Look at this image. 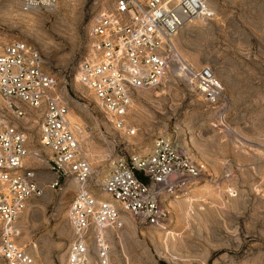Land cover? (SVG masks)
<instances>
[{"label":"rangeland","instance_id":"1","mask_svg":"<svg viewBox=\"0 0 264 264\" xmlns=\"http://www.w3.org/2000/svg\"><path fill=\"white\" fill-rule=\"evenodd\" d=\"M56 1V9L43 10L38 16L23 13L26 17L21 19V0H0V27L36 45L47 69L68 83L62 93L82 120L77 129L73 126L82 154L95 170L87 188L98 192L120 149L145 153L155 136L175 129L183 134L181 143L191 156L205 162L214 177L177 200L191 199L190 207L180 212L177 202L171 203V221L165 230L140 227L129 217L126 234L108 229V263L264 264V0H206L212 20L188 23L173 40L186 64L196 70L209 66L220 79L226 98L221 102L223 112L215 113L204 104L194 78L179 72L180 63L161 85L147 90L148 96L139 92L135 96L128 121L137 132L126 144L96 102L74 89L78 64L90 54L89 26L105 11L103 4L107 10L112 2ZM74 92L83 98L78 99L81 103L68 97L77 99ZM220 115L236 133L225 130ZM32 120V130L23 125L32 137L27 148L29 154L39 155L41 165L29 166L44 172L41 181L51 180L43 161L47 151L38 142L37 118ZM226 173L230 176L225 177ZM137 175L142 178L141 173ZM76 189L71 180L61 190L42 188L19 216L17 244L34 264H64L72 235L68 206ZM90 257L99 264L92 247Z\"/></svg>","mask_w":264,"mask_h":264},{"label":"built area","instance_id":"2","mask_svg":"<svg viewBox=\"0 0 264 264\" xmlns=\"http://www.w3.org/2000/svg\"><path fill=\"white\" fill-rule=\"evenodd\" d=\"M110 9L97 14L89 26L91 54L78 64L75 79L85 87L120 142L135 136L128 117L142 90L157 88L177 58L173 40L185 23L210 21L206 0H110ZM56 0H21L20 11L46 10ZM204 104L222 113L223 86L209 66L188 72ZM68 83L46 67L39 49L14 38L0 27V259L3 264H34L17 244V220L42 188L61 190L71 180L76 192L68 206L72 235L64 264H88L90 246L100 264H108L105 232L123 227V216L138 226L165 230L172 201L186 197L193 186L213 180L207 164L195 160L181 142L178 129L155 136L145 153L118 151L94 194L87 188L95 171L82 154L68 114ZM73 101L83 99L76 92ZM81 103V102H79ZM83 104V103H82ZM37 118L38 142L47 151L51 180L41 181L39 169L26 165L28 130L20 120ZM41 156V155H40ZM137 173L142 174L139 178ZM230 174L226 173L225 177ZM103 196H106L105 198Z\"/></svg>","mask_w":264,"mask_h":264},{"label":"bare ground","instance_id":"3","mask_svg":"<svg viewBox=\"0 0 264 264\" xmlns=\"http://www.w3.org/2000/svg\"><path fill=\"white\" fill-rule=\"evenodd\" d=\"M207 2V1H206ZM20 4V3H19ZM56 5H57V1H56V3L55 4H53L52 6H50V7H46L45 9L49 12L50 10H52L53 8H55L56 9ZM104 5V9H105V11H106V8H107V6L105 5V4H103ZM206 6H207V3H206ZM20 8V7H19ZM18 8V9H19ZM108 9H110V8H108ZM20 10V9H19ZM39 13H42V12H40V11H33V12H30V13H28V14H31V15H35V16H38L39 15ZM19 15H20V17H21V19L23 18V19H25V13L23 14L22 12L21 13H18ZM43 14V13H42ZM19 18V17H18ZM188 23H185L184 24V26H183V28L187 25ZM182 28V29H183ZM181 29V30H182ZM179 33V32H178ZM177 33V34H178ZM177 36V35H176ZM178 52V51H177ZM89 53L91 54V48L89 47ZM90 54L88 55V57L90 56ZM178 54V53H177ZM180 63H181V65H182V68H180L181 67V65H180ZM180 65V69H181V71H179V72H181V73H183V71H186V72H191V70H192V67L189 65V64H186V62L181 58V57H179V55H177V58H176V61L174 62V64H173V66H172V70L173 69H177L178 68V66ZM171 70V71H172ZM184 77V76H183ZM185 78V77H184ZM188 79V78H187ZM187 79H185V80H187ZM189 81H190V79H189ZM75 84H74V89H75V91H77V92H84L85 94H87L90 98H92L93 99V97L91 96V94L88 92V90L85 88V87H83L82 85H80V84H78L77 83V81H76V79H75V82H74ZM191 83H192V81H191ZM66 92V91H65ZM138 95H140V96H148L149 95V92L147 91V90H142V91H139V93H138ZM94 100V99H93ZM77 102V101H76ZM4 104V102L0 99V107H1V105H3ZM97 105V104H96ZM77 106H79L80 108H81V105L79 104V103H77ZM97 107H98V105H97ZM82 108H84L85 109V107H82ZM86 110V109H85ZM132 115L133 116H136V113H135V111H132ZM68 118H69V121H70V123L72 124V125H74V126H76V129H77V127H78V122L80 121H82V120H80L81 118L79 117L78 118V115H76V113H75V111L71 108V107H69V114H68ZM224 118H223V115H220V118H219V122H221V124H223L224 125V127H225V130L229 133V134H233V133H236V132H234L233 130H231L228 126H227V124L225 123V121L223 120ZM34 121L32 120V117L31 116H27L26 118H23V119H21L20 120V123L22 124V125H25V126H27V128H29V130H32L33 129V126H34ZM33 124V125H32ZM80 125V124H79ZM111 126V125H110ZM109 130H111L110 128H109ZM77 132H79V131H77ZM83 133V132H82ZM237 134H235V136H236ZM238 136V135H237ZM29 137V136H28ZM30 139V143H31V139H32V137L30 136L29 137ZM81 138V137H80ZM84 140H86V139H84ZM31 146V145H30ZM33 146V145H32ZM100 154V153H99ZM25 162H26V165H35V164H37V165H41L40 163H41V160H40V158H39V155H37L36 153H30L29 155H28V157L26 158V160H25ZM93 175V174H92ZM91 175V176H92ZM39 178H41V179H43L44 178V174H41L40 173V175H39ZM53 178V177H52ZM91 178V177H90ZM73 182V181H72ZM206 182V181H205ZM202 182H200V183H197V184H195L194 186H193V188L195 187V186H197V185H199V184H201ZM201 187H204V185L203 186H201ZM201 187H198L197 189H199V188H201ZM192 188V189H193ZM200 190V189H199ZM202 190V189H201ZM200 190V191H201ZM191 191H193V190H191ZM193 192H195V191H193ZM198 193H199V191H198ZM106 197V196H105ZM179 199H181V198H179ZM179 199H176V200H174V201H172V202H177L175 205L177 206V208H178V210L181 212V211H183V210H185L186 208H188V206L190 207V200L191 199H189V200H180V201H177V200H179ZM192 201V200H191ZM193 202V201H192ZM193 204V203H192ZM186 213V212H185ZM182 214V213H181ZM21 215V214H20ZM183 215H184V213H183ZM183 215H181V217L184 219V217H183ZM122 221H123V227L122 228H119V229H115V230H117L118 232H120V233H127V230H128V224H129V219H128V216H123L122 217ZM17 225H18V227H19V223H18V221H17ZM69 227H70V225H69ZM111 229H113V228H111ZM70 231V230H69ZM68 231V232H69ZM114 230H111V233L113 232ZM110 233V234H111ZM119 233V234H120ZM91 247L96 251V253H97V257H98V263L100 264V260H99V256H98V252H97V248H96V246L94 245V244H92L91 246H90V249H91ZM109 253V252H108ZM107 253V256H106V258H107V262L109 261V254ZM65 259H66V257H65ZM87 263L88 264H94V262H93V259L90 257V253L88 254V257H87ZM109 264V263H108Z\"/></svg>","mask_w":264,"mask_h":264}]
</instances>
